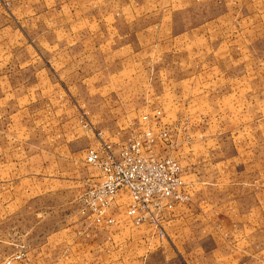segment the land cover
Here are the masks:
<instances>
[{
	"label": "crops",
	"instance_id": "obj_1",
	"mask_svg": "<svg viewBox=\"0 0 264 264\" xmlns=\"http://www.w3.org/2000/svg\"><path fill=\"white\" fill-rule=\"evenodd\" d=\"M237 25H263L264 43V0H0V264L20 249L29 264H264L261 183L185 181L189 201L163 213L161 236L125 218L123 191L102 229L71 210L97 175L80 111L112 144L150 127L157 109L166 127L184 99L215 91L204 93L205 77L234 75Z\"/></svg>",
	"mask_w": 264,
	"mask_h": 264
},
{
	"label": "rangeland",
	"instance_id": "obj_2",
	"mask_svg": "<svg viewBox=\"0 0 264 264\" xmlns=\"http://www.w3.org/2000/svg\"><path fill=\"white\" fill-rule=\"evenodd\" d=\"M205 16L210 15L205 14ZM243 18L239 15L240 20ZM248 28L249 25L236 27L235 61L230 64L220 62L219 67L222 70H226L228 64L230 67L234 65V75L230 78L205 77L204 93L212 87L214 92L203 96L204 99L202 97L196 104L184 99L186 103L178 107L174 112L176 115L172 117L167 115L168 119H162V122L166 124L169 140L172 143L182 142V145L175 143L171 148L167 147L166 154L179 163L184 172V180L189 182L195 191H197L195 189L197 183L202 181L207 183L218 181L228 185L243 179L248 186L251 185L254 192L259 189L260 183L263 184L264 197L263 25H253L252 29ZM216 85L221 87L219 92H216L218 89ZM227 87H230V92L234 90L230 102L226 105L218 104L220 97L227 94ZM199 95L196 96V101ZM81 112L85 110L80 111L79 121ZM163 113L165 115V112ZM202 134L206 137L202 143L204 151L201 152V143L198 140L199 138L202 140ZM157 148L161 149L160 146ZM185 151L193 154L181 157ZM214 165L219 166L221 172L213 173L211 167ZM201 168L204 169L203 173H200ZM85 180L81 188H84ZM65 199L66 196L61 194L56 199L59 205L61 204L60 208L49 207L59 208L60 213L65 214L68 211L64 207ZM46 200L47 203L51 201L48 198L44 201ZM71 210L70 213H72ZM28 211L25 209V214H21L26 217ZM29 215L27 214L26 220L28 224L31 223Z\"/></svg>",
	"mask_w": 264,
	"mask_h": 264
},
{
	"label": "built area",
	"instance_id": "obj_3",
	"mask_svg": "<svg viewBox=\"0 0 264 264\" xmlns=\"http://www.w3.org/2000/svg\"><path fill=\"white\" fill-rule=\"evenodd\" d=\"M159 111H153L150 127L138 133L130 132L120 144L105 140L80 114V126L91 134L95 144L87 147L84 162L97 172L86 182L75 199V211L80 220L94 230L113 223L107 216L109 204L121 191L126 193L124 216L132 226L148 225L161 236V218L165 211L189 201L190 185L184 180L179 163L169 155L158 154L157 146L171 147L167 128L159 122ZM147 121V117L141 118ZM79 234L87 237L85 231ZM3 264H29L25 252H13Z\"/></svg>",
	"mask_w": 264,
	"mask_h": 264
}]
</instances>
